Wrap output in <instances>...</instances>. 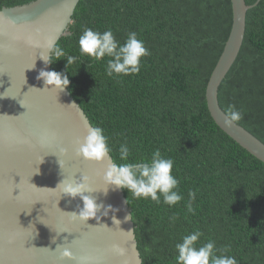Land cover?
I'll list each match as a JSON object with an SVG mask.
<instances>
[{"label":"trees","instance_id":"16d2710c","mask_svg":"<svg viewBox=\"0 0 264 264\" xmlns=\"http://www.w3.org/2000/svg\"><path fill=\"white\" fill-rule=\"evenodd\" d=\"M35 0H0V9ZM242 51L221 85L227 113L264 142V0H246ZM232 0H81L57 46L66 56L51 64L69 76L68 87L94 127L103 128L114 162L127 143L128 162H150L159 149L173 160L172 174L183 199L174 206L136 199L126 189L143 264H176L175 245L199 230L197 247L215 241L217 252L237 264H264V163L242 148L214 121L207 87L233 27ZM111 29L123 44L136 32L150 55L138 74L108 77L107 60L81 56L83 28ZM195 192L193 213L187 210ZM175 216L174 222L170 217Z\"/></svg>","mask_w":264,"mask_h":264},{"label":"water","instance_id":"95a60500","mask_svg":"<svg viewBox=\"0 0 264 264\" xmlns=\"http://www.w3.org/2000/svg\"><path fill=\"white\" fill-rule=\"evenodd\" d=\"M80 1L35 0L0 9V264H143L125 190L104 192L112 155L97 163L76 154L94 126L68 88H44L37 79L41 69L52 71L41 51L67 34ZM232 3L233 27L208 83L207 102L216 124L264 163V142L237 122L224 126L220 88L242 51L247 16L255 7L246 0ZM82 175L92 189L86 195L119 210V225L112 212L99 222L73 219L71 212L78 213L83 201L64 195L62 188ZM113 245L124 254H116ZM65 248L73 259L60 258Z\"/></svg>","mask_w":264,"mask_h":264},{"label":"clouds","instance_id":"9594fccd","mask_svg":"<svg viewBox=\"0 0 264 264\" xmlns=\"http://www.w3.org/2000/svg\"><path fill=\"white\" fill-rule=\"evenodd\" d=\"M79 52L81 56H87L93 61H100L104 57L107 60L106 75L108 77L128 76L138 74L141 69L142 58L150 55L143 40L138 38L136 32H129L127 39L123 44L116 39L111 29L104 32L84 27L78 40ZM50 53V55H49ZM66 56V66L76 62L77 57L66 55L59 46L49 43L46 50L41 51L40 59L46 66L59 61L61 57ZM35 68V62L29 69ZM42 80L45 87L49 89L64 91L70 85L69 76L65 72L49 71L41 69L37 76ZM242 119V113L236 110L234 105H229L224 120L225 127H231L233 123ZM111 149L108 146V137L104 134L103 128L96 126L87 129V134L80 143L77 155L85 160L93 162H103L109 158ZM130 149L127 143L119 147V159L125 161L117 164L112 162L108 164L103 175V181L107 185L105 194L109 187L126 189L136 199H151L157 204L163 203L168 206H174L179 203L183 197L179 194V181L172 174L174 162L170 158H164L159 149H156L151 156L150 162H128ZM64 183L62 180L57 186ZM92 191L89 184V177L82 175L79 181L64 183L62 193L73 199L80 197L83 201V207L77 212H71L73 219H79L87 222L90 219H96L98 222L101 215L107 217L110 212L113 213L114 224H120L115 216L119 211L111 205L105 206L103 203H97L91 195H86ZM195 192H189V202L187 210L193 213L192 202L195 200ZM126 220L130 216L125 217ZM175 216L170 217L174 222ZM130 232V231H129ZM203 233L199 230L191 232L182 237V241L175 245L177 255L176 264H237L235 257L220 254L229 251L226 246L224 249H217L215 241L209 240L207 243L197 247V242ZM55 242V240H53ZM113 251L118 255L124 254V249L119 245H113ZM61 259H73V253L65 248L60 254Z\"/></svg>","mask_w":264,"mask_h":264}]
</instances>
